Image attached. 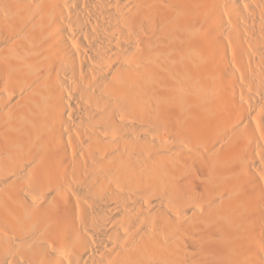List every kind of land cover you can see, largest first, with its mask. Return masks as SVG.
Returning a JSON list of instances; mask_svg holds the SVG:
<instances>
[{"label": "bare ground", "instance_id": "6f19581e", "mask_svg": "<svg viewBox=\"0 0 264 264\" xmlns=\"http://www.w3.org/2000/svg\"><path fill=\"white\" fill-rule=\"evenodd\" d=\"M0 264H264V0H0Z\"/></svg>", "mask_w": 264, "mask_h": 264}]
</instances>
